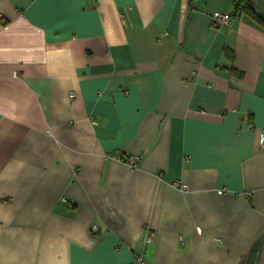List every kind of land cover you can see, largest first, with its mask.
Returning a JSON list of instances; mask_svg holds the SVG:
<instances>
[{
    "label": "crops",
    "instance_id": "obj_1",
    "mask_svg": "<svg viewBox=\"0 0 264 264\" xmlns=\"http://www.w3.org/2000/svg\"><path fill=\"white\" fill-rule=\"evenodd\" d=\"M232 10L0 0V264H264V23Z\"/></svg>",
    "mask_w": 264,
    "mask_h": 264
},
{
    "label": "built area",
    "instance_id": "obj_2",
    "mask_svg": "<svg viewBox=\"0 0 264 264\" xmlns=\"http://www.w3.org/2000/svg\"><path fill=\"white\" fill-rule=\"evenodd\" d=\"M212 26L213 27H219V26H225L228 25L230 22V16L228 14H215L212 19ZM69 97L72 98L73 94H69ZM258 137L260 140V144L262 147H264V130L260 131L258 133ZM137 157H128L126 159H124V162L128 165L129 168L131 169H135L136 165H137ZM173 186H176L178 188H180L181 190H185L186 186L183 185L180 182H175L173 183ZM222 191H218V194H221ZM95 230V228L93 227V231ZM151 235H146L141 239V243L143 248H145L148 244L151 243ZM130 264H144V259H143V255L141 253H133L132 254V260Z\"/></svg>",
    "mask_w": 264,
    "mask_h": 264
},
{
    "label": "trees",
    "instance_id": "obj_3",
    "mask_svg": "<svg viewBox=\"0 0 264 264\" xmlns=\"http://www.w3.org/2000/svg\"><path fill=\"white\" fill-rule=\"evenodd\" d=\"M192 1L193 0H190V3ZM241 13H245L251 16L252 18H255L258 22L264 23V20L255 14L248 0H233V10H232L231 16L237 17ZM229 58L232 59V56L230 55ZM229 71L231 74L235 73L233 69H229Z\"/></svg>",
    "mask_w": 264,
    "mask_h": 264
}]
</instances>
